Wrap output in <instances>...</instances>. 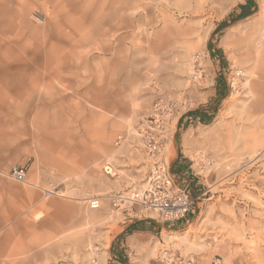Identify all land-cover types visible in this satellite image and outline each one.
Wrapping results in <instances>:
<instances>
[{
  "label": "rangeland",
  "instance_id": "374dc122",
  "mask_svg": "<svg viewBox=\"0 0 264 264\" xmlns=\"http://www.w3.org/2000/svg\"><path fill=\"white\" fill-rule=\"evenodd\" d=\"M150 93L195 197L179 221L104 170L134 134L115 112ZM263 121L264 0H0V264H120L117 237L130 264H264Z\"/></svg>",
  "mask_w": 264,
  "mask_h": 264
},
{
  "label": "built area",
  "instance_id": "2783aa9c",
  "mask_svg": "<svg viewBox=\"0 0 264 264\" xmlns=\"http://www.w3.org/2000/svg\"><path fill=\"white\" fill-rule=\"evenodd\" d=\"M171 112L172 105L163 98H157L148 113L133 127L145 152L153 159L138 202L144 210L156 213L164 222L184 219L195 203L189 185L178 180L163 157L166 136L173 122ZM126 138L125 134H119L116 145H121ZM104 170L111 176L116 175L115 168L110 163L105 165ZM26 174V166H14L12 169V175L17 181H25ZM123 198V195L116 197L118 201ZM88 201L91 208L100 207L99 197H91Z\"/></svg>",
  "mask_w": 264,
  "mask_h": 264
},
{
  "label": "crops",
  "instance_id": "0c3cea01",
  "mask_svg": "<svg viewBox=\"0 0 264 264\" xmlns=\"http://www.w3.org/2000/svg\"><path fill=\"white\" fill-rule=\"evenodd\" d=\"M153 97L154 93H150L145 103H142V105L133 104L129 107V109H124L121 112L117 110L115 112L117 118L127 123L124 131L130 133L135 124H137L143 117L141 114L142 111H140L138 108L141 107V110L145 111L152 102ZM138 139V136L134 133L119 148H117V152L115 155L116 162H110V164L115 168L116 171V175L113 176L115 178L114 180L120 182L124 186L139 185L141 184V182L143 183V181H145L146 179L150 161L153 160L150 156L147 155L143 146L137 143ZM178 158L179 159H177L173 163L172 169L175 168L177 170L175 173L178 179H180V182L183 183L188 179V171L185 168L184 164H182V156L180 155V157ZM120 164L125 165L126 167L118 169V165ZM187 216L190 217L191 212H189ZM156 224L158 225V223ZM120 233H118V235ZM115 240L116 238H114V241Z\"/></svg>",
  "mask_w": 264,
  "mask_h": 264
},
{
  "label": "trees",
  "instance_id": "16d2710c",
  "mask_svg": "<svg viewBox=\"0 0 264 264\" xmlns=\"http://www.w3.org/2000/svg\"><path fill=\"white\" fill-rule=\"evenodd\" d=\"M251 6V2L247 1L246 4H244L242 6V10L239 14V16H247L250 13H248V7ZM227 20H225L223 24L226 23ZM188 116H190L191 118H198L200 120H202V122H205V120L210 121L212 119V116H207L205 113H203L202 111L199 110H192L190 112L187 113ZM177 171V170H176ZM139 221H135L134 223H132V226L130 227V229L127 231L128 234L133 233L134 231L137 230H142V228L139 226ZM118 239V237L116 238V240ZM116 240L113 242L112 244V254L114 256V258H117L120 262V264H130L129 259L127 256H125L121 250H119L116 246H117V242Z\"/></svg>",
  "mask_w": 264,
  "mask_h": 264
},
{
  "label": "bare ground",
  "instance_id": "6f19581e",
  "mask_svg": "<svg viewBox=\"0 0 264 264\" xmlns=\"http://www.w3.org/2000/svg\"><path fill=\"white\" fill-rule=\"evenodd\" d=\"M51 57V56H50ZM49 62V61H48ZM48 62H47V65H48ZM46 63V62H45ZM52 64V63H51ZM49 66V65H48ZM51 68V67H50ZM49 68V69H50ZM53 68V67H52ZM52 70V69H51ZM57 70V69H56ZM53 71V70H52ZM51 71V72H52ZM52 75H50V73L49 74H47L46 72H44V71H41V72H39L37 75H35L33 78H31V79H28V81L30 82V84H32L34 87L37 85V84H39L40 82H42V83H44V85H46V84H49V81H50V79L52 78L51 77ZM56 76H58L59 78H60V80H63L64 79V77H62V76H60V75H56ZM54 78V77H53ZM58 78V79H59ZM261 120V119H260ZM264 122V121H263ZM263 124V123H262ZM251 132V131H250ZM248 133H249V131H248ZM255 141V140H254ZM258 145V144H257ZM229 148V147H228ZM226 149H227V147H226ZM261 151L259 150V149H254V154H257L258 155V153H260ZM254 154H253V156H251V158H250V162L251 163H254L255 162V160L257 159V157L258 156H254ZM262 164V163H261ZM3 264H4V262H3ZM15 264H25L23 261L22 262H20V261H18L17 263H15Z\"/></svg>",
  "mask_w": 264,
  "mask_h": 264
}]
</instances>
